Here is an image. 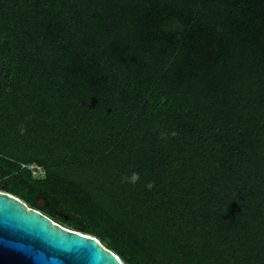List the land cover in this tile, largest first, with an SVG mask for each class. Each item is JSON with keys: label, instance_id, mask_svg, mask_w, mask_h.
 Here are the masks:
<instances>
[{"label": "trees", "instance_id": "trees-1", "mask_svg": "<svg viewBox=\"0 0 264 264\" xmlns=\"http://www.w3.org/2000/svg\"><path fill=\"white\" fill-rule=\"evenodd\" d=\"M0 181L124 264H264V0H0Z\"/></svg>", "mask_w": 264, "mask_h": 264}, {"label": "water", "instance_id": "water-1", "mask_svg": "<svg viewBox=\"0 0 264 264\" xmlns=\"http://www.w3.org/2000/svg\"><path fill=\"white\" fill-rule=\"evenodd\" d=\"M20 198L0 191V264H124L96 237L66 228Z\"/></svg>", "mask_w": 264, "mask_h": 264}, {"label": "built area", "instance_id": "built-area-1", "mask_svg": "<svg viewBox=\"0 0 264 264\" xmlns=\"http://www.w3.org/2000/svg\"><path fill=\"white\" fill-rule=\"evenodd\" d=\"M23 167H27L30 171H31V174L34 176V177H44L45 175V172H44V169L38 165H35V164H32V165H23Z\"/></svg>", "mask_w": 264, "mask_h": 264}, {"label": "rangeland", "instance_id": "rangeland-1", "mask_svg": "<svg viewBox=\"0 0 264 264\" xmlns=\"http://www.w3.org/2000/svg\"><path fill=\"white\" fill-rule=\"evenodd\" d=\"M0 183H2L1 181H0ZM0 191H3L2 189H0ZM46 206H48V203L46 204Z\"/></svg>", "mask_w": 264, "mask_h": 264}, {"label": "flooded vegetation", "instance_id": "flooded-vegetation-1", "mask_svg": "<svg viewBox=\"0 0 264 264\" xmlns=\"http://www.w3.org/2000/svg\"><path fill=\"white\" fill-rule=\"evenodd\" d=\"M46 203H47V202H46ZM44 207H46V205H45ZM44 207H43V208H44Z\"/></svg>", "mask_w": 264, "mask_h": 264}]
</instances>
